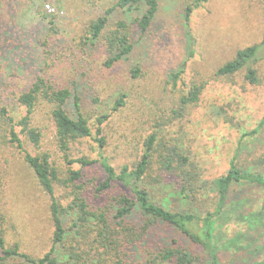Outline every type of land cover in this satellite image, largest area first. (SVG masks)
Instances as JSON below:
<instances>
[{
    "label": "rangeland",
    "instance_id": "obj_1",
    "mask_svg": "<svg viewBox=\"0 0 264 264\" xmlns=\"http://www.w3.org/2000/svg\"><path fill=\"white\" fill-rule=\"evenodd\" d=\"M56 1L0 0V105H6L7 115L12 117V122L0 117L2 206L7 217L8 245L16 244L21 252L33 257L42 256L51 246L50 195L24 160L25 152H47L62 170L81 167L77 162L68 164L57 148L46 105L39 106L32 119V125L42 133L39 145L20 133L21 146L10 138V129L19 132L15 124L24 114L16 95L27 89L37 74L45 73L69 87L72 93L66 104L69 114H76L73 103L76 96L80 112L90 126L91 136L70 146L68 157L72 159L105 157L117 171L122 165L131 168L144 149L145 138L158 129V137L168 145L177 141L183 144L191 158L200 164L206 179L224 174L233 157L239 167L264 173V166L254 163V157L264 147V126L252 137L242 136L264 116V45L256 59L248 63L257 72L258 84L245 78V67L231 77L213 76L215 69L232 58L237 49L261 41L264 4L260 0H207L194 8L188 19L184 9L191 0H158V10L142 36L133 19L142 12L143 4L116 8L110 22L122 18L129 23L133 48L111 66L104 65L107 53L101 41L83 44L81 35L86 23L116 0ZM45 2L51 4L52 12L44 10ZM135 65L141 72L133 77L130 69ZM171 72H180L175 81ZM199 80L206 81L199 101L181 107L182 90ZM122 93L123 104L115 106ZM104 115L100 126L105 141L100 148L93 136L97 118ZM160 121L163 125L155 128L153 125ZM81 169L83 193L91 207L110 205L118 190L132 196L120 185L97 191L96 186L105 176L98 162ZM167 183L175 185L172 177L158 184L140 181L168 209L196 210L201 214L212 210L213 193L209 197L199 195L192 201L174 195L171 185L163 186ZM70 190V186L54 184V198L60 205L69 203ZM235 194L232 198H243L247 209H258L264 201V187L254 184L236 185ZM72 217L74 214L62 215L67 236L74 233L68 230ZM129 219L138 223L139 212L134 211ZM233 219L227 216L220 221L225 224L219 225V243L240 231L241 246L234 249L219 244L222 264H241L264 253L263 226L249 228L247 224H234ZM151 236L155 237L153 247L156 242L172 244L175 238L202 254L199 246L168 225H159ZM56 251L60 253V247L56 246ZM142 259V252L131 249L126 264H140Z\"/></svg>",
    "mask_w": 264,
    "mask_h": 264
},
{
    "label": "trees",
    "instance_id": "obj_2",
    "mask_svg": "<svg viewBox=\"0 0 264 264\" xmlns=\"http://www.w3.org/2000/svg\"><path fill=\"white\" fill-rule=\"evenodd\" d=\"M206 1L191 0L184 9L186 19L194 8ZM260 1L264 4V0ZM135 4H143L142 12L133 19L135 29L142 36L149 29L158 10V0H116L113 5L106 7L102 14L90 19L83 29L81 35L83 44L93 45L98 39L101 41L107 53L105 66H111L126 57L133 48L129 23L122 18L110 22V17L116 8L127 9ZM42 16L46 17L44 14ZM263 45L264 31L259 43L237 49L232 58L215 69L213 76L231 77L245 67V78L252 84H258L257 72L248 63L256 59ZM140 72L141 69L137 65L130 69L133 77L138 76ZM179 73L171 72L174 81ZM205 85V80H199L186 86L179 96L180 106L196 104ZM16 96L18 103L24 107V114L15 124L19 127V132L15 128L10 129L11 140L21 146L20 133L34 145H39L42 133L32 125V119L37 108L46 105L48 117L53 122L57 148L63 153V158L68 164L77 162L81 167L78 169L67 167L62 170L56 162L50 160L47 152L36 154L25 152L24 160L51 199L49 205L53 225L51 246L40 257L21 252L16 244H7V217L2 206L3 181L0 172V264H126L131 249L143 253L140 264H222L218 255L219 244L223 248L239 249L241 244L238 242V236L242 233L239 231L235 236L219 243V225L225 224L220 221L228 216L234 218L232 220L234 224L243 223L249 228L260 226L264 228V201L258 209L251 207L247 209L246 204H243L245 202L243 198H232L236 195V185L254 184L264 187V173L239 167L235 157L230 160L224 174L206 179L203 177L200 164L191 158L183 144L177 141L168 145L167 141L158 137L157 129L145 138L144 149L131 168L122 165L117 171L105 157L93 160L81 156L75 160L68 157L70 146L80 138L91 136V129L87 119L80 112L76 96L73 97L76 114L74 116L69 114L66 104L72 98L71 89L60 85L43 73L35 75L31 85ZM124 96L122 93L118 97L115 106L123 104ZM177 113L179 114L180 111ZM0 117L12 122V117L7 115L6 105H0ZM105 118L106 115L97 118L93 136L100 148L105 141L100 126ZM161 125H163L162 121L153 126L159 128ZM262 126H264V116L255 128L243 132L242 136L252 137ZM95 162L100 164L105 175L101 183L96 186L97 191L120 185L128 189L132 196L123 190H118L112 195L110 205L91 207L83 193L84 181L81 168ZM254 163L264 166V147L254 157ZM62 176L65 177L61 178ZM168 177L174 179L175 185L167 183L169 185L163 186L171 185V191L176 196L195 201L199 195L209 197V193H213L215 199L212 210L201 214L196 210L168 209L161 201L155 200L147 188L140 185L143 179L158 184ZM55 183L71 187L72 198L66 206L60 205L54 198ZM134 211L140 214L138 223L129 219ZM67 213L74 214L68 228L74 232L70 236H67L62 221V215ZM161 224L173 227L184 234L193 244L201 248L202 254L181 245L175 238L172 239V244L163 245L156 242L153 247L155 237L151 236V232ZM76 235H79V238ZM56 246L60 247V253H57ZM241 264H264V253L246 259Z\"/></svg>",
    "mask_w": 264,
    "mask_h": 264
},
{
    "label": "built area",
    "instance_id": "obj_3",
    "mask_svg": "<svg viewBox=\"0 0 264 264\" xmlns=\"http://www.w3.org/2000/svg\"><path fill=\"white\" fill-rule=\"evenodd\" d=\"M43 7H44V10H46L47 12H52L53 11V7L48 2H45Z\"/></svg>",
    "mask_w": 264,
    "mask_h": 264
}]
</instances>
